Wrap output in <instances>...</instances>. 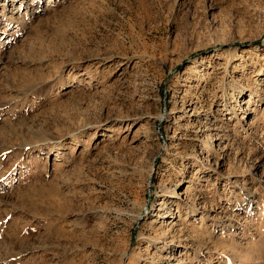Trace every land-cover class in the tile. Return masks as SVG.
Returning <instances> with one entry per match:
<instances>
[{"label":"rangeland","instance_id":"374dc122","mask_svg":"<svg viewBox=\"0 0 264 264\" xmlns=\"http://www.w3.org/2000/svg\"><path fill=\"white\" fill-rule=\"evenodd\" d=\"M39 3L0 6V264H264V0Z\"/></svg>","mask_w":264,"mask_h":264},{"label":"bare ground","instance_id":"6f19581e","mask_svg":"<svg viewBox=\"0 0 264 264\" xmlns=\"http://www.w3.org/2000/svg\"><path fill=\"white\" fill-rule=\"evenodd\" d=\"M2 2L0 3V6L2 7V9L3 10H5V9H7V11H9L10 12V9H9V3H10V6L12 7L13 5H14V3L15 2H17V4H18V7H17V10L19 11L20 10V7L21 6H23V9H25V12H24V15H26L27 13L26 12H29V14H33V12H34V10L35 11H37L38 10V8L40 7V0H1ZM2 13V12H1ZM15 13V12H14ZM2 15L3 16H5L4 15V13H2ZM3 33V32H2ZM5 33V32H4ZM5 37H2V36H0V40H3ZM51 137H53L52 135H51ZM47 138H48V136H47ZM47 138H43V139H46V140H53V138H50V139H47ZM171 194V193H170ZM173 194V193H172ZM171 194V195H172ZM172 198V197H171ZM247 198V197H246ZM238 203H237V209H241L240 207L241 206H243L244 204H247V210L249 209V207H250V204L252 203V200H250V198L249 199H243V198H241V202H239V201H237ZM166 202H162V203H160L161 204V207H165V204ZM178 208V207H177ZM162 210L161 211H163V213H162V215L161 214H159L158 216H164L165 214H168V212H169V208H161ZM181 209V208H180ZM196 210V208L194 207V206H189V207H186L185 208V214H186V212H192V213H188V214H194V212L193 211H195ZM205 232V231H204ZM211 232H209V234L208 235H212V234H210ZM205 235V234H204ZM163 245H165V244H163ZM163 245L162 246H159L160 248H158L159 250H161L162 249V247H163ZM206 256H207V258H206V262H208V260L210 261V259L212 258V256H211V254H206ZM199 258V257H198ZM197 258V259H198ZM198 261H200V260H198ZM169 262H167V264H168Z\"/></svg>","mask_w":264,"mask_h":264}]
</instances>
